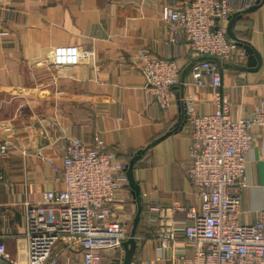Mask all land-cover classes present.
<instances>
[{
  "label": "crops",
  "instance_id": "obj_1",
  "mask_svg": "<svg viewBox=\"0 0 264 264\" xmlns=\"http://www.w3.org/2000/svg\"><path fill=\"white\" fill-rule=\"evenodd\" d=\"M182 1L11 0L5 20L9 33H0V127L11 130H0V139L8 137L16 148L0 160L1 233L21 231L24 200L36 201L43 191L62 187L51 164L62 165L67 138L81 136L92 144L98 131L106 149L123 163L150 146L134 169L142 210L153 200L164 205L197 203L187 173L185 121L181 119L180 127L167 134L178 121L181 92L183 102L194 100L197 112L213 110L208 81L201 87L192 84L187 65L194 58L188 43L180 38L167 41L164 11ZM254 1L232 0L235 9ZM231 30L252 45L261 61L252 71L244 69L247 57L240 65L227 63L221 70L231 116L241 118L252 114L264 96V2L243 14ZM140 48L176 60L180 79L187 68L166 109L154 105L138 65L131 60ZM253 133L246 152V183L239 189L243 223L255 222L264 209V126H254ZM128 199V192L122 190L114 203L123 219L131 218V212L120 207ZM139 224L143 234L147 227L143 220ZM0 243L11 256L23 255V239L4 237ZM147 251L153 252L146 239L134 255L146 258Z\"/></svg>",
  "mask_w": 264,
  "mask_h": 264
},
{
  "label": "built area",
  "instance_id": "obj_2",
  "mask_svg": "<svg viewBox=\"0 0 264 264\" xmlns=\"http://www.w3.org/2000/svg\"><path fill=\"white\" fill-rule=\"evenodd\" d=\"M11 0H0V33L7 35L5 20ZM232 0H185L166 7L168 42L184 39L194 61L192 84L211 88V112H197L193 99L183 102L189 134L188 177L195 187L197 203L148 202L142 210L147 230L135 235L136 248L147 239L152 254L131 264H264V209L253 223L240 220L239 189L245 186L246 152L254 141L253 127L264 126V96L246 117L231 116L230 95L223 90V63L240 65L244 49L226 33L227 18L236 10ZM138 65L145 89L159 109H166L180 83V69L170 57H156L140 48L131 58ZM2 132L11 130L1 126ZM16 145L0 139V160ZM59 189H48L36 201L22 202L23 220L19 233L4 237L25 242L22 256H11L0 243V264H103V253L119 251L109 264H121L124 215L114 202L127 185L124 164L106 150L101 133L88 144L81 136H69L62 165L51 164ZM4 175L0 172V182ZM122 220V221H121Z\"/></svg>",
  "mask_w": 264,
  "mask_h": 264
},
{
  "label": "water",
  "instance_id": "obj_3",
  "mask_svg": "<svg viewBox=\"0 0 264 264\" xmlns=\"http://www.w3.org/2000/svg\"><path fill=\"white\" fill-rule=\"evenodd\" d=\"M263 2H264V0H255L253 4L248 6L243 11L234 12L227 18V26H226L227 36L232 41H234L235 43H237L239 46H241L244 49L246 57H247V63H246V67L244 69L250 70V71L256 70L259 67V65L261 63L260 58H259V54L254 50V48L252 47V45L250 43H248L246 41L237 40L233 31L231 30V26L234 23L235 19L240 17L242 13H244V12L248 13V12L254 11L258 7H260ZM204 59L216 60V58H214L212 56H201L197 60L200 61V60H204ZM226 64L227 63H223V66H225ZM186 69L183 70V72H182L181 79H180L181 84L184 82L185 75L187 72ZM180 95H181L180 100H179L180 114L178 116V121L169 129L167 134L175 132L180 127L181 122L184 123V121H185V115H184V111H183L182 92ZM181 119H182V121H181ZM149 147L150 146H146L143 149H139V150L135 151L131 155L130 159L124 165V171H125V175L127 178V185L129 186V188L133 192L134 198H135V212H134V215H133L132 220H131L130 232H129L127 238L122 242V248H123L124 254H123L121 264H131V260L134 256V253L136 250L135 231H136L140 216L142 214V198H141V191H140L139 183L135 179L134 169H135V165H136L137 161L141 159V157L144 155V153L146 152V150Z\"/></svg>",
  "mask_w": 264,
  "mask_h": 264
},
{
  "label": "trees",
  "instance_id": "obj_4",
  "mask_svg": "<svg viewBox=\"0 0 264 264\" xmlns=\"http://www.w3.org/2000/svg\"><path fill=\"white\" fill-rule=\"evenodd\" d=\"M241 11H243V10H241ZM243 14H245V12L244 13H242L241 14V16L243 15ZM241 16L240 17H238V18H236L235 19V21L234 22H237V21H239L240 19H241ZM234 35H235V37H236V39L237 40H241V41H246L242 36H240L238 33H234ZM247 42V41H246ZM194 61H197V58H194L193 60H191L190 62L191 63H189V65H187V67H188V71L190 70V66H191V64L194 62ZM236 66H238V65H236ZM106 150H108V151H111V150H109V149H106ZM118 157V156H117ZM119 158V157H118ZM120 159V158H119ZM130 159V156H127V161ZM121 160V159H120ZM126 161V162H127ZM123 162V161H122ZM126 162L125 163H123L124 165L126 164ZM123 190H125V191H127L128 192V194H129V199L128 200H124V201H121V209H122V211L123 212H125V213H127V212H131V218H129V219H122L123 220V230H124V233H125V235H127L128 236V234H129V232H130V229H131V220H132V217H133V215H134V212H135V198H134V194H133V192L131 191V189L129 188V186L128 185H126L125 187H124V189ZM117 201V200H116ZM115 201V202H116ZM114 202V203H115ZM118 203V202H117ZM130 206V207H129ZM121 220V221H122ZM142 220V215L140 216V219H139V222H138V225H137V228H136V231H135V235H138L139 234V223H140V221ZM129 227V228H128ZM106 253H103V257H104V255H105ZM135 256V255H134ZM137 256V255H136ZM111 257L109 258V260L107 259V260H104L103 259V264H109V263H111Z\"/></svg>",
  "mask_w": 264,
  "mask_h": 264
},
{
  "label": "rangeland",
  "instance_id": "obj_5",
  "mask_svg": "<svg viewBox=\"0 0 264 264\" xmlns=\"http://www.w3.org/2000/svg\"><path fill=\"white\" fill-rule=\"evenodd\" d=\"M129 228V227H128ZM18 241V243H19V240H17ZM22 244V241L20 242V245ZM19 248V246L17 247V249ZM119 255V251H112V252H109V253H106L105 255H104V260H109V258L111 257H116V256H118Z\"/></svg>",
  "mask_w": 264,
  "mask_h": 264
}]
</instances>
